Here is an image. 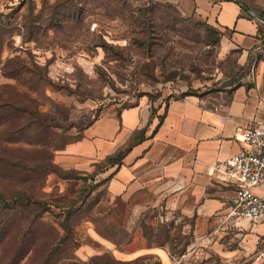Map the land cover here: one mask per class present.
Instances as JSON below:
<instances>
[{
  "label": "rangeland",
  "instance_id": "1",
  "mask_svg": "<svg viewBox=\"0 0 264 264\" xmlns=\"http://www.w3.org/2000/svg\"><path fill=\"white\" fill-rule=\"evenodd\" d=\"M0 14V22L14 29L0 47V96H29L47 117V134L31 142L32 133L7 146L10 155L33 164H54L66 143L103 114L140 100L154 106L229 90L250 67L241 62L240 50L223 43L220 27L161 0H17L0 5ZM16 57L35 74H45L46 82L7 77L2 66ZM102 168L75 173L65 165L40 184L53 205L46 220L57 222L64 206L85 199L74 218L78 246L69 251L78 261L105 256L108 264H118L147 256L138 264H264V220L222 216L218 228L198 234L193 220L158 211L147 199L128 206L113 198L106 173H95Z\"/></svg>",
  "mask_w": 264,
  "mask_h": 264
},
{
  "label": "crops",
  "instance_id": "2",
  "mask_svg": "<svg viewBox=\"0 0 264 264\" xmlns=\"http://www.w3.org/2000/svg\"><path fill=\"white\" fill-rule=\"evenodd\" d=\"M16 1L0 0V5ZM161 1L220 27L223 43L240 50L241 62L250 65L247 72L229 90L154 106L140 100L103 114L59 151L64 157L55 163L86 171L131 145L121 164L100 171L106 173L109 194L128 206L147 199L158 211L193 220L196 233L204 234L218 228L236 202L235 188L215 167L241 149L250 122L264 121V0Z\"/></svg>",
  "mask_w": 264,
  "mask_h": 264
},
{
  "label": "trees",
  "instance_id": "3",
  "mask_svg": "<svg viewBox=\"0 0 264 264\" xmlns=\"http://www.w3.org/2000/svg\"><path fill=\"white\" fill-rule=\"evenodd\" d=\"M132 21L134 23L135 18ZM150 21L153 23V18ZM12 33L14 29L11 23L0 22V47L3 37ZM27 41H32V38ZM2 71L18 82L36 81L38 86L46 82L45 74H35V70L28 69L20 57L8 59ZM46 121L45 113L39 110L33 98L16 95L15 98L3 99L0 96V248L3 247L0 264H100L99 261L108 264L105 256H93L89 263H83L69 253L78 246L74 238V218L81 211L85 199H82V205L76 206L74 200L64 206L57 222L45 218L52 211L53 205L46 194L42 193L43 185L40 184L47 175L61 170V166L44 162L33 164L8 153V144L26 141V135L33 133L30 140L33 142L40 135L47 134ZM130 148L131 145L107 157L101 166L107 169L109 165L121 164ZM101 170L97 169L95 173ZM72 171L80 172L75 169ZM36 188L39 190L36 191ZM97 230L106 236L98 225ZM113 242L118 249H124L122 242ZM145 258L147 256H140L118 264H138Z\"/></svg>",
  "mask_w": 264,
  "mask_h": 264
},
{
  "label": "built area",
  "instance_id": "4",
  "mask_svg": "<svg viewBox=\"0 0 264 264\" xmlns=\"http://www.w3.org/2000/svg\"><path fill=\"white\" fill-rule=\"evenodd\" d=\"M243 146L214 171L235 188L236 202L227 218L264 220V121L250 122L242 132Z\"/></svg>",
  "mask_w": 264,
  "mask_h": 264
}]
</instances>
